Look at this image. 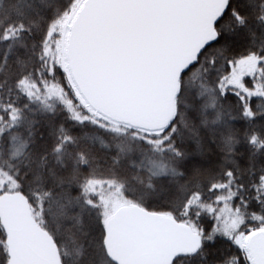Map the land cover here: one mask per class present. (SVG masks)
I'll return each mask as SVG.
<instances>
[{
    "label": "snow or ice",
    "instance_id": "6c2138e0",
    "mask_svg": "<svg viewBox=\"0 0 264 264\" xmlns=\"http://www.w3.org/2000/svg\"><path fill=\"white\" fill-rule=\"evenodd\" d=\"M0 264H264V0H0Z\"/></svg>",
    "mask_w": 264,
    "mask_h": 264
}]
</instances>
